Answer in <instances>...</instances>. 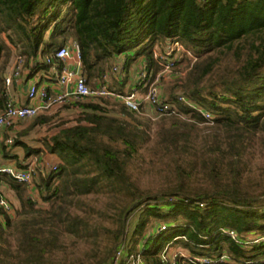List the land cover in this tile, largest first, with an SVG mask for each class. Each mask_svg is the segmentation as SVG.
Segmentation results:
<instances>
[{"label":"trees","instance_id":"1","mask_svg":"<svg viewBox=\"0 0 264 264\" xmlns=\"http://www.w3.org/2000/svg\"><path fill=\"white\" fill-rule=\"evenodd\" d=\"M70 41L79 46L89 85L102 82L123 57L121 73L136 60L140 70L145 67L146 76L136 81L144 91L162 68L155 47L165 54L168 45L178 43L194 60L163 99L181 116L162 115L152 137L150 122L121 104L116 110L121 117H116L93 99L65 103L81 111L73 123H62L45 138L46 149L60 160L41 176L47 188L58 179L41 196L48 207L37 205L26 183L2 176L19 209L13 206L12 218L0 208V264H48L64 250L65 236L97 246L110 228L94 220L92 206L82 208L85 198L100 192L114 200L97 210L115 223L109 263L126 242L127 215L139 208L126 250L144 264H264V183L247 189L242 180L253 164L264 175V0H0V110L11 46L31 74L50 75L48 64L32 67L30 60ZM115 79L109 88L126 93ZM45 121L37 115L29 127ZM205 122L212 123L211 130L200 134L199 124ZM150 142L153 153L174 164L168 166L174 185L153 196L137 192L128 170ZM12 144L27 155L37 152L18 139ZM257 155L259 163L253 161ZM196 171L210 185H193ZM157 221L167 226L157 230L159 223L151 225ZM148 225L152 230L146 233ZM170 244L187 256L162 260L160 253Z\"/></svg>","mask_w":264,"mask_h":264},{"label":"rangeland","instance_id":"2","mask_svg":"<svg viewBox=\"0 0 264 264\" xmlns=\"http://www.w3.org/2000/svg\"><path fill=\"white\" fill-rule=\"evenodd\" d=\"M11 47H12L11 61L8 68H10L13 65L15 56L18 53L16 47L13 46ZM177 48H174L173 51H171L170 49L171 54L168 55V56L171 55L169 58L176 61L175 65H173L172 69H168L169 71L167 72L164 71L165 73L162 74V77L159 81L161 85L162 96L164 99L167 98L166 96L168 95L169 86L172 83H174V81L177 78L185 74L188 66L194 60L193 56L189 53H186L183 47L180 46L178 49ZM160 51H161L160 49L155 47V52L159 53ZM138 61L137 60L133 61L129 65V67L124 71V73L117 72L114 75L110 74L109 86L111 85V82L113 83L114 79L117 77L120 80L118 81L119 83L123 82L121 85L123 86L124 92L126 93L130 92L133 90V89L131 90V88L135 87V90L140 92V94H144L146 91V90L144 91L143 89L144 87H140L139 85L136 84L137 83L136 81L140 79L138 73H140L141 62L139 61L140 62L139 63ZM119 62L121 63L122 59H119ZM35 78L37 79L38 75H35ZM117 84L118 83H116V85ZM117 86H120V84H118ZM104 100H108L109 102H105ZM104 100L103 98H99V99H95L94 102L101 103V106L106 107V109L109 110L108 112L109 115L121 117V114L116 112V110L118 109L119 104L121 105L123 104L111 99L110 100L104 99ZM149 106L150 105L148 103L144 102L140 107V110L136 112V114L137 116H139V118L142 121L150 122L149 133L153 137L155 133V124L163 114L161 115L153 112L151 107ZM80 111L81 109L75 104H67V105L61 104V105L51 106L47 110L40 112L38 115L45 117L46 121L43 124L35 125L30 132L23 135L24 139L27 140L31 145L38 146V148L35 147L37 149H33V150L35 151L38 150L37 154L43 157L44 156L43 154L47 153V151H45L46 147L44 145L45 138L50 136L55 130L60 128L62 126V123H64V125H69L73 123ZM126 118H128V116ZM211 125H212L211 122H205L199 124L198 128L199 131L201 132L200 134L209 132L211 130L210 127ZM25 126L26 125L24 121L21 123L19 132L14 133V138H13L14 140L20 138V132L22 134L24 133L25 130H23V128ZM151 142L148 143V145L151 148L149 149L142 148L139 150V156H136L132 164L129 165L128 170L130 172L131 180L133 181L137 192L147 193L153 196L155 194H159L167 187H172V185H174V180H173L174 176L171 174V171L168 167L169 165L173 164L172 159L166 155H163L160 152L153 153L152 151L153 147L151 146L152 145ZM40 146H44L45 150H43V148ZM260 148H261V143L256 145V151H257L256 154H259ZM192 157H194V155ZM253 161L259 163L261 161V157H258L257 155L255 159H253ZM256 165L257 164H253L251 170L245 172L244 177L242 179L243 184L247 187V189H256V190L260 189L262 188V184L264 183V175L261 174V169L259 168V166L257 167ZM199 167L200 165L197 166V168ZM40 176L41 174L38 175V179H37L38 180L37 187L39 192L34 193L31 191L32 192L31 194L34 197V199L37 201L38 206L47 208L48 203L42 201L41 196L42 194H47L50 191L51 187L56 182H58V179L55 178L54 180H52L50 182V187L47 188L41 184L42 180ZM39 183L40 186H38ZM191 183L193 185H196L198 188L204 186L205 184L210 185V182L207 180H203V178L200 177V174L197 171L195 175L192 177ZM4 192L8 196V199L10 200L12 206H14L15 209H19V204L18 201L15 200V195L12 192L8 191L6 187H4ZM85 201L87 203V206H84L82 210H87L88 207L92 206L91 216L94 218V220L108 226L110 228V231L109 232L107 231V233L103 232L102 236H100V241L97 246L95 244H92L91 241L85 242L81 240H75L72 236H65L64 250L57 251V253L53 255V257H51V260L47 262L48 264H109L113 250H111L108 255H107V250L111 247V245H113V230L115 223H113L109 219L100 217L99 212H97V210L102 209L103 207L106 208L109 202L111 201L114 202V200L110 198L108 195L102 194V192H100L90 195L89 197L85 198ZM139 211H140L139 208H136L127 215V219H126L127 238L125 242V244L127 245L126 249H128L129 245L131 244V241L129 240L131 237V232L133 230V227L137 221ZM11 217L15 218L16 214L12 213ZM158 223H159L158 221L153 222L151 225L153 226ZM148 229H151V226L148 225L145 228L146 233H148ZM164 248L167 249L168 256H171L178 250H181L180 248H177V246L175 247L172 244H170L169 246L166 245ZM186 253L187 252H185V254ZM131 256L134 257L136 255L132 254Z\"/></svg>","mask_w":264,"mask_h":264},{"label":"built area","instance_id":"3","mask_svg":"<svg viewBox=\"0 0 264 264\" xmlns=\"http://www.w3.org/2000/svg\"><path fill=\"white\" fill-rule=\"evenodd\" d=\"M177 47H180L179 44L174 43L168 45L165 54L154 52L155 57H160L159 63L162 68L156 73L153 81L147 85V90L144 94H140V92L135 89L127 93H121L109 88V75L117 72L121 73L124 70V58L117 57V61L113 62L108 73L103 75V81L97 82L95 85L91 86L87 83L82 72L79 46L75 41H70L57 48L52 54L42 56L38 53L34 59L30 60L29 63L32 67L38 62H45L49 65L50 75L42 73L40 77L43 75V77L55 80L57 90L48 89L46 85L40 83L41 78H37L27 86L26 97L28 102L24 104L16 103L9 93V87L14 82L21 80L25 67L23 57L17 54L13 65L6 70L3 75L6 102L4 108L0 110V128H11L22 120L33 118L39 115L40 112L54 105L88 99L95 100L99 98L120 102L128 111L132 112H138L142 104L146 102L150 105L152 111L157 114L181 116L176 107L164 101L159 82L162 74L165 73L164 71H169L168 69H172L173 65H175L176 61L169 58L171 55H168ZM119 59H122L121 63ZM27 70H29L30 73V69L27 68ZM145 76V67H142L139 78H144ZM178 99L184 102L186 101L183 96H178ZM203 114L206 118L211 117L210 113L206 111H204ZM13 138L14 133L6 138V144H12L14 141ZM46 166L51 171L56 169L57 164H45L43 161L36 163L31 161L23 167L15 165L0 166V208L10 215L13 213V206L4 195L3 175H7L17 182L32 185L37 172L43 170ZM200 205L202 206L203 204L200 203ZM166 226V223H159L156 229H164ZM230 234L234 237L233 231H230ZM258 240V238H254V241ZM177 253L187 256V254L178 250L171 255V258H174ZM131 255L127 254L126 244L122 242L114 251L112 261L109 264H120V262L125 259L131 261L132 264H144L140 260L138 254L134 257ZM160 256L162 260H166L168 257L166 248L161 251ZM222 259H224V256ZM195 260L203 263L207 262V259L204 257H198L195 258Z\"/></svg>","mask_w":264,"mask_h":264},{"label":"crops","instance_id":"4","mask_svg":"<svg viewBox=\"0 0 264 264\" xmlns=\"http://www.w3.org/2000/svg\"><path fill=\"white\" fill-rule=\"evenodd\" d=\"M42 73L43 71H38L36 73L31 74L29 73V70H27V67H24L21 80L18 82H14L9 87V93H10L11 98L18 104L27 103L28 102L27 97H26L27 86L36 79L35 75H38L39 79L41 78L40 83L46 85L48 89L57 90L55 80L51 78L43 77V75L42 77H40ZM136 80H137V77H136ZM132 89H135V87H132ZM32 119H34V117L26 118L11 128H0V166L15 165L18 167H23L31 161H34L36 163H38L39 161H43L45 164H58L60 162L58 156L54 153L48 152L47 149L45 150L44 146H40V147H42L43 150L47 151V153L45 154L41 153L44 155L42 157L39 154H37V152H31L30 154L27 155L24 148L21 145L6 144L5 142L6 138L9 137L12 133H15V132L18 133L21 127V123L25 121L26 126L24 127L25 129L23 128V130L25 131L23 134L20 132V138L18 140L24 142L31 149H37L38 146L31 145L27 140L24 139V136H23L24 134L32 130V128L29 127L30 124L32 123ZM49 171L50 170L46 166V168L37 172L32 185H28L32 192L34 193L39 192L38 187H37L38 175L41 174V176H44ZM15 200L17 201L16 197H15Z\"/></svg>","mask_w":264,"mask_h":264}]
</instances>
